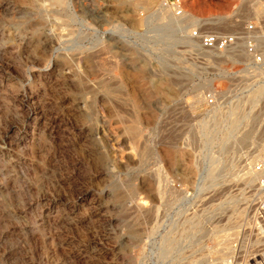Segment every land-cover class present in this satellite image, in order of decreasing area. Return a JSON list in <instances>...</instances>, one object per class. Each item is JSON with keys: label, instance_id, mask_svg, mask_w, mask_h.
Returning <instances> with one entry per match:
<instances>
[{"label": "rangeland", "instance_id": "374dc122", "mask_svg": "<svg viewBox=\"0 0 264 264\" xmlns=\"http://www.w3.org/2000/svg\"><path fill=\"white\" fill-rule=\"evenodd\" d=\"M152 1L0 0V264L249 257L254 180L240 174L264 157V61L185 38L264 30V8L182 0L239 22L176 28Z\"/></svg>", "mask_w": 264, "mask_h": 264}, {"label": "built area", "instance_id": "2783aa9c", "mask_svg": "<svg viewBox=\"0 0 264 264\" xmlns=\"http://www.w3.org/2000/svg\"><path fill=\"white\" fill-rule=\"evenodd\" d=\"M257 2L264 8V0ZM158 4L168 10L175 19H181L186 15L182 0H158ZM258 35L264 39V30L256 18L244 21L240 29L229 32L208 30L200 26L186 29V37L196 41L199 50L222 52L240 46L252 64H260L264 61V46L258 45ZM189 54L193 53L189 52ZM203 100L207 106L214 104L211 93H205ZM251 173L254 176V184L249 202L252 208L253 226L248 228V231L254 244L243 264L245 261L247 264H264V157L252 163ZM227 262L229 263L230 260Z\"/></svg>", "mask_w": 264, "mask_h": 264}, {"label": "bare ground", "instance_id": "6f19581e", "mask_svg": "<svg viewBox=\"0 0 264 264\" xmlns=\"http://www.w3.org/2000/svg\"><path fill=\"white\" fill-rule=\"evenodd\" d=\"M138 1V0H137ZM152 0H147V4H149L150 6H153L151 4ZM153 2V1H152ZM234 2H236V0H230L228 1V3L226 5H224V7H226V9H228L229 11L232 10L230 9V5H232ZM148 5V6H149ZM244 8V7H243ZM248 8V7H247ZM246 8V9H247ZM143 9H145L143 7ZM198 9V8H197ZM244 9V10H246ZM187 10V9H186ZM239 11H237L236 16H240L242 15V13L244 14L245 11H243L241 8L238 9ZM248 11H252L254 12L255 9L253 8H249L247 9L246 12ZM210 14H213L212 17L214 18H210ZM152 16H155L158 20H160L161 24H173V26H175L176 28H180L181 26H183L184 24H189V25H196L197 23L201 22V21H205L208 22L209 24H211L212 26L215 27H236V25L238 24V20L236 19L235 15H233L232 17H226L225 12H218V13H210L209 10H207L206 8L202 7L201 9H199V11H193L191 10L189 12V14H186L184 17H182L181 19H175L173 17H171V15L169 14L168 10L163 9L159 6V4L155 7V9L152 11ZM164 18H166V20L164 21ZM188 42H192L189 38H185ZM257 40H259L260 43H264V39L262 38L261 35H258ZM264 134V133H263ZM261 143V142H260ZM264 149V145H260L258 146L255 150L257 152H261ZM254 153V152H253ZM248 164V162H245L242 166V168H245V165ZM242 176V178L244 179V182L247 183H251L252 180H254V176L252 177L249 172L247 171V169H245L244 171H242V173L240 174ZM253 175V174H252ZM253 226V224H252ZM251 226V227H252ZM250 227V228H251Z\"/></svg>", "mask_w": 264, "mask_h": 264}]
</instances>
